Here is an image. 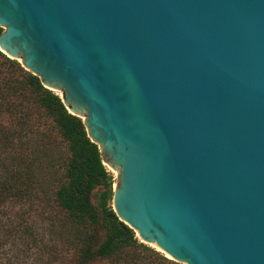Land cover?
I'll use <instances>...</instances> for the list:
<instances>
[{
    "label": "water",
    "instance_id": "1",
    "mask_svg": "<svg viewBox=\"0 0 264 264\" xmlns=\"http://www.w3.org/2000/svg\"><path fill=\"white\" fill-rule=\"evenodd\" d=\"M0 28L82 120L140 243L264 264V0H0Z\"/></svg>",
    "mask_w": 264,
    "mask_h": 264
},
{
    "label": "trees",
    "instance_id": "2",
    "mask_svg": "<svg viewBox=\"0 0 264 264\" xmlns=\"http://www.w3.org/2000/svg\"><path fill=\"white\" fill-rule=\"evenodd\" d=\"M112 184L82 120L0 51V264H179L116 217Z\"/></svg>",
    "mask_w": 264,
    "mask_h": 264
},
{
    "label": "rangeland",
    "instance_id": "3",
    "mask_svg": "<svg viewBox=\"0 0 264 264\" xmlns=\"http://www.w3.org/2000/svg\"><path fill=\"white\" fill-rule=\"evenodd\" d=\"M57 94V93H56ZM59 96H60V94H58ZM113 184H112V190H113ZM136 235V234H135ZM137 237V236H136ZM145 246H147V245H145ZM148 248H150V249H152V250H154V251H156V252H158L160 255H162V256H164V257H166V258H168L167 256H165L163 253H161L159 250H157L156 248H154L153 246H147Z\"/></svg>",
    "mask_w": 264,
    "mask_h": 264
}]
</instances>
